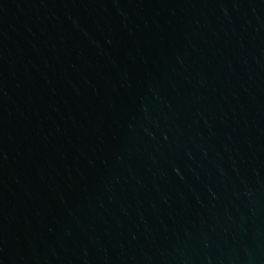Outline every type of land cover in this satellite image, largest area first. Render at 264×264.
Returning a JSON list of instances; mask_svg holds the SVG:
<instances>
[{
	"label": "water",
	"instance_id": "water-1",
	"mask_svg": "<svg viewBox=\"0 0 264 264\" xmlns=\"http://www.w3.org/2000/svg\"><path fill=\"white\" fill-rule=\"evenodd\" d=\"M0 264H264V0H0Z\"/></svg>",
	"mask_w": 264,
	"mask_h": 264
}]
</instances>
